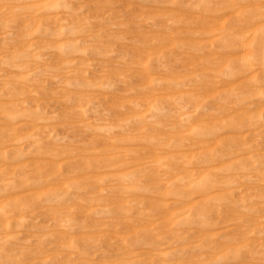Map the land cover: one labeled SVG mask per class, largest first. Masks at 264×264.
<instances>
[{"label":"rangeland","instance_id":"374dc122","mask_svg":"<svg viewBox=\"0 0 264 264\" xmlns=\"http://www.w3.org/2000/svg\"><path fill=\"white\" fill-rule=\"evenodd\" d=\"M0 264H264V0H0Z\"/></svg>","mask_w":264,"mask_h":264}]
</instances>
